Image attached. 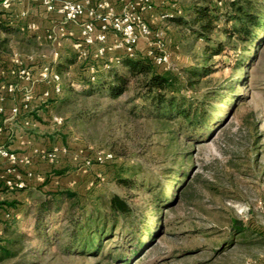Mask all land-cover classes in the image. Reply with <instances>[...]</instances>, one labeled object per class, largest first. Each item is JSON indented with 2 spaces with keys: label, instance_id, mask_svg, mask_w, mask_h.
Segmentation results:
<instances>
[{
  "label": "rangeland",
  "instance_id": "rangeland-1",
  "mask_svg": "<svg viewBox=\"0 0 264 264\" xmlns=\"http://www.w3.org/2000/svg\"><path fill=\"white\" fill-rule=\"evenodd\" d=\"M166 1L167 5L157 7L156 13L149 17L152 36L143 45L138 44L136 55L150 59L157 51L168 54L170 65L160 71H168L178 88L184 90L183 70L197 64L206 44L195 41L185 28L163 18L171 6L170 0ZM178 2L183 4L186 0ZM20 36L15 32L9 39L7 34H0V42L7 45L3 50L6 55L36 50L29 42L23 43ZM214 38L227 43V49L213 58L210 62L213 69L192 88L193 93L188 92L200 98L209 91H219L225 97L223 104L211 113L208 126L211 134L203 141H191L186 133L172 134L177 129L173 124H164L134 110L143 103L141 100L130 103L136 80L117 101L101 97L98 92L78 96L54 111L65 122L54 124L51 131L59 133L67 153L75 157L73 171L87 178L90 174L95 177L91 168L96 165H87L88 160L91 162L101 152L113 153L115 160L103 166L107 170L106 180L89 193L77 184L62 185L65 183L62 178L51 176L54 169L47 177L40 175L41 183L32 187L29 201L21 197L12 201L13 205L5 208L1 205L0 238L4 235V224L21 218L26 206L36 204L52 191L69 188L77 189L96 204L107 203L114 194L128 196L131 204L145 212L152 222L150 227L161 225V233L131 264H264V39L249 66L237 70L238 55L229 49L235 41L227 42L221 33ZM79 40H73V44ZM95 49L96 46L88 49L87 56L78 58L79 63L98 60L94 59ZM72 54L68 46L58 61L63 62ZM116 54L117 51L111 52L109 57ZM229 86L232 88L228 89ZM82 112L86 114L79 118ZM67 138L70 145H65ZM80 151L84 154L80 155ZM182 165L188 177L180 187L174 207L154 210V195L149 188L164 189L172 197L176 190L169 186L171 178ZM134 171L139 173L140 180L146 181V188L127 193L119 182ZM239 224L249 230L233 236L232 229ZM146 232L136 237L135 243L138 238L144 239ZM129 242L126 237L116 235L112 245L131 251ZM37 264L110 263L100 257L63 255L53 250Z\"/></svg>",
  "mask_w": 264,
  "mask_h": 264
},
{
  "label": "trees",
  "instance_id": "trees-1",
  "mask_svg": "<svg viewBox=\"0 0 264 264\" xmlns=\"http://www.w3.org/2000/svg\"><path fill=\"white\" fill-rule=\"evenodd\" d=\"M170 3L176 7L170 6L166 19L185 28L195 41L202 40L206 44L197 64L183 70L184 90L178 88L168 71L161 72V67H157L151 58L119 54V61L105 68L108 63L105 59L80 64L78 54L74 53L55 64L57 71L65 76L61 94L50 100L55 109L73 102L78 96H92L96 92L101 97L117 101L136 80L137 86L130 103L137 100L143 103L134 110L162 120L164 124H173L177 129L172 130V134L186 133L191 141H203L206 135L211 134L212 130L208 127L211 113L217 105L223 104L225 97L219 91H209L195 98L191 96L192 88L213 69L210 64L213 58L227 49V43L214 38L216 33L223 34L227 42L235 41L229 46L238 55L235 68L239 70L249 66L264 39V0H186L183 4L170 0ZM0 31L10 35L15 33L16 28L0 22ZM59 66L62 69L58 70ZM91 68L95 70L94 81L91 79ZM231 88L229 86L228 89ZM85 114L82 112L78 117L83 118ZM174 173L169 185L176 190L172 197L164 189L149 188L154 195V210L174 207L177 202L188 172L182 165ZM138 177L139 173L134 171L119 184L127 193L146 188V181ZM91 179L93 177L82 186L89 193L97 188L88 189ZM150 225L152 222L145 212L131 204L128 196L114 194L107 203L96 204L78 190L58 189L46 194L36 204L26 206L21 218L4 224V235L0 238V264H37L42 256L53 250H59L63 255L100 257L110 264H131L161 233V225ZM232 230L235 236L245 234L249 229L239 224ZM144 232L145 238H138L135 243L136 237ZM116 235L130 240L131 251L112 245Z\"/></svg>",
  "mask_w": 264,
  "mask_h": 264
},
{
  "label": "crops",
  "instance_id": "crops-1",
  "mask_svg": "<svg viewBox=\"0 0 264 264\" xmlns=\"http://www.w3.org/2000/svg\"><path fill=\"white\" fill-rule=\"evenodd\" d=\"M98 1L89 0L87 13L78 22L73 23L64 20L58 14L48 12L40 2L24 1L19 4L13 0H0V22L15 26V32L21 35L20 39L23 43L27 41L36 47V50L26 54L13 51L6 55L3 50L7 45L0 42V85H15L16 87L15 94L4 93L3 100L0 102V149H6L18 157L17 162H12L0 156V203H11L21 197L29 201L33 194L32 187L41 183L38 177L51 175L52 169L55 173L51 176L62 178L65 182L62 185L66 187L73 186V184L79 187L84 186L86 180L93 177L91 174L90 178H87L85 174L75 173L72 169L75 165V157L68 153L61 151L57 160L50 163L40 159L35 151L55 147L60 150L65 148L63 138L59 133L51 131L54 124L59 125L54 120L58 115L54 114L56 109L50 101L43 98L44 93L51 89L41 78L42 68L51 66L57 70L53 56L55 53L61 55V52L68 46L73 53H76L73 40L80 38L84 24L91 21L88 12L96 8ZM132 1L134 0H109L115 13H120L124 6ZM153 3L154 10L146 14L148 20L156 13L157 7L167 5L166 0H153ZM23 13L26 14L24 17ZM0 34L6 35L2 32ZM7 36L11 39L12 34ZM114 40L113 35L110 34L109 42L113 43ZM145 41L142 40L140 45H143ZM40 47L43 48L37 51ZM15 59H20L25 66L30 68L33 75L31 81L27 82L17 75L18 66L14 62ZM64 78L63 75V80ZM27 95L32 97L30 109L14 114L13 109L20 107ZM55 96L52 94V98ZM66 142L65 145H70L68 138ZM27 159L28 163L22 161ZM106 171L98 165H93L91 168L94 176L98 173L105 175ZM28 172H32L33 177H27ZM18 175L26 180L24 191L13 192L1 186L5 180L15 179ZM3 207L5 208V205Z\"/></svg>",
  "mask_w": 264,
  "mask_h": 264
},
{
  "label": "built area",
  "instance_id": "built-area-1",
  "mask_svg": "<svg viewBox=\"0 0 264 264\" xmlns=\"http://www.w3.org/2000/svg\"><path fill=\"white\" fill-rule=\"evenodd\" d=\"M16 3H22L24 1L40 2L42 3L48 12L55 13L68 22H78L86 13L89 0H13ZM172 8L176 6L172 4ZM154 10L153 0H134L127 3L120 13H115L110 6L109 0H99L96 8L91 9L88 13L91 17V21L84 24L81 33L80 40L75 44L76 53L78 58L87 56L88 49L96 46L94 59L107 60L105 68H109V64H113L119 61V54H125L129 57L136 56V49L138 44L142 40H148L152 36L151 24L146 18V14ZM26 14L23 13L24 17ZM167 14L163 16L166 18ZM23 31V30H22ZM110 34L114 37V42L110 43ZM161 47L160 44L157 45ZM117 51L116 56L109 57L111 52ZM120 52V53H119ZM55 64L60 59L59 53H55ZM152 61L157 67L167 68L170 65V56L162 51H157L151 56ZM15 64L18 66L17 75L29 82L32 80L33 75L29 67L25 66L20 59H15ZM91 79L94 81L95 70L91 68ZM41 78L51 90L44 93L43 98L46 101L52 99V94L60 95L61 87L63 83V75L51 66H44L42 68ZM4 93L15 94V85H0V102L3 100ZM31 96H25L22 100L20 107L14 108L13 113L19 114L20 111H28L30 109ZM1 112V107H0ZM55 123L61 125L63 123L62 117H55ZM67 154L68 150L62 148L42 149L36 150L35 154L42 159L53 163L57 160L60 152ZM80 155L84 154L83 151L79 152ZM0 156L10 159L12 162H17L18 157L7 151L6 149H0ZM115 160V156L111 152H101L90 162L87 161V165L96 164L98 166H105ZM28 163L29 160H22ZM87 173V172H86ZM27 177H33L32 172H28ZM106 180L105 176L98 173L88 184V189L98 187L102 182ZM3 187L10 191H16L26 187V180L18 175L15 179H8L3 182Z\"/></svg>",
  "mask_w": 264,
  "mask_h": 264
}]
</instances>
